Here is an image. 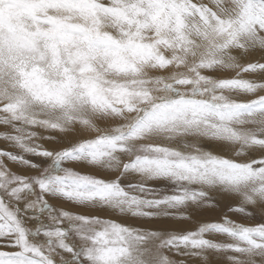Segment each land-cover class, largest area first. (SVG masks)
Segmentation results:
<instances>
[{
  "label": "snow or ice",
  "instance_id": "1",
  "mask_svg": "<svg viewBox=\"0 0 264 264\" xmlns=\"http://www.w3.org/2000/svg\"><path fill=\"white\" fill-rule=\"evenodd\" d=\"M257 50L264 52V0H0V125L12 129L0 138L50 161L22 176L0 160V240L16 249L0 250V264H176L168 253L201 264L233 253L230 264H264V223L225 217L185 234L127 223L171 210L187 219L185 212L213 206V193L239 198L235 211H264V94L256 95L264 83L213 75L264 73V62L241 64ZM34 128L74 139L44 149L32 144ZM257 150L260 158H232ZM0 157L40 167L17 153L0 150ZM128 175L140 180L125 185ZM149 180L170 183L173 194L137 195L150 191ZM49 198L84 214L57 212ZM212 233L231 242L205 238Z\"/></svg>",
  "mask_w": 264,
  "mask_h": 264
},
{
  "label": "rangeland",
  "instance_id": "2",
  "mask_svg": "<svg viewBox=\"0 0 264 264\" xmlns=\"http://www.w3.org/2000/svg\"><path fill=\"white\" fill-rule=\"evenodd\" d=\"M194 2H198V0H194ZM203 2L207 3L208 0H203ZM255 62H264V52L257 50L254 53H252L251 55L245 56L241 60L242 65H247L248 63H255ZM174 71H177V69L173 68V69H170V70L165 71V72L160 73V74L170 75L171 72H174ZM181 71H182V69H181ZM237 72H238V69H234V70L218 72V73H215L213 75H217L220 78H239V77H237ZM156 74H159V73H156ZM240 78L252 80V81L255 80L254 82H257V83H264V73H242L240 75ZM261 94H264V90L258 91V93L256 95H261ZM238 96L241 97V98H239V100H242V101H247V100L255 98V95H238ZM242 96H243V98H242ZM0 115H3V114L0 113ZM6 129H7L6 126L0 125V136H2L3 133H11V131L7 132ZM94 135H96V134H92L91 136H94ZM54 142L57 145L60 144L59 141H53V144H55ZM66 145H64V146H66ZM64 146H62V147H64ZM16 149H17L16 146H14L10 141L3 139V138H0V150L13 153L14 150H16ZM205 149H208V148H205ZM43 158H44V160H47V162H45L46 164H41L37 161L33 162V163L40 166L38 169L37 168H31L29 166H26V165H23V164H20L17 162H13V161L9 160L7 157H0V160H2L4 165L15 174L22 175V176H32V175H38L41 171H43V169L45 167H47V164L50 163V161H48L47 158H45V157H43ZM28 160H30V159H28ZM81 169H84V168H78L77 170L84 172V173H87V174H92L89 170L95 171L94 169H91V168H86L88 170L87 172L83 171ZM146 186L148 188H150L149 185H146ZM162 192H161V194H163V195H164V193H165V195H170V194H173L174 188L170 186L166 190L163 189ZM160 198H162V197H160ZM233 198L238 199L237 202L241 203L239 198H237V197H233ZM27 199L32 200V199H34V197L29 196V197H27ZM48 202L50 204H52L57 209V212L60 211V208L56 207L52 201L50 202V200H48ZM23 203H24V201L20 202L21 207H22L21 204H23ZM235 208L236 207H229V208H225L226 210H224V209L219 210V207L216 206L215 203H213V206H211V207H204L201 209H197L195 211L185 212L184 215H186L188 217L187 218L188 220L187 219H181V218H179V216L174 217V215L169 216V217L163 216V218H165V220L167 219L166 223H165V221L163 222L164 219H162V217H161L158 219V222L161 220L163 225H160V227L157 226L156 228L150 227V228H148V230H156V231H160V232H164V233H170V234H185L189 231L197 230L198 227L203 223H212V222L219 223V222H222L225 217H227L228 219H230L231 221H233L235 223L244 224L245 226H256L258 224L264 223V211H261L259 208L255 209V210L247 209L248 212L252 213L251 215L233 210ZM72 209L73 208L68 207L66 210L67 211L70 210V212H73V213H79L78 209H73L74 211ZM152 210L156 211V209H152ZM98 213H100V212H98ZM98 213L95 212L96 215H98ZM103 213L106 214V212H101V214H103ZM190 213H191V215H190ZM91 214H94V212H92ZM108 214H107V217L110 218L111 216H109ZM21 215L25 219V226L26 227H28V224L31 225L33 223H36L33 219L30 218L29 213H25L23 211V208L21 211ZM180 215H181V213H180ZM105 217H106V215H105ZM42 218H43L45 223H51L52 222L49 219L47 214H45ZM45 220H47V222ZM184 220L186 222H188V223L190 222V223L188 225H184L182 223ZM67 222L68 221H64L65 226L68 225ZM169 222H170V224H169ZM173 222H175V223H173ZM134 224L136 225L135 227L139 228V226H137V223H134ZM35 226L38 227V224L36 223L34 225V227H28V228L35 230V228H36ZM133 227H134V225H133ZM144 230H147V229L145 228ZM205 238L213 239L215 242H218V243L231 242L230 238L227 237L226 235H223V234H215V233L205 234ZM36 239L42 242L45 239V237L41 234ZM70 240H71V237H70ZM0 250L15 251L16 249L6 247L5 241L0 240ZM61 254L63 256L65 254L64 257H68L67 256L68 253L62 252ZM168 255L170 256L171 259L176 261V264H201V260L199 258L186 257V256H182V255H177L175 253H168ZM229 255H234V254L233 253L212 254L209 256L210 264H230V262L228 260ZM56 259H59V257H56ZM68 259H70V256Z\"/></svg>",
  "mask_w": 264,
  "mask_h": 264
},
{
  "label": "bare ground",
  "instance_id": "3",
  "mask_svg": "<svg viewBox=\"0 0 264 264\" xmlns=\"http://www.w3.org/2000/svg\"><path fill=\"white\" fill-rule=\"evenodd\" d=\"M233 98L239 99L241 97L240 96H233ZM242 98H243V96H242ZM97 123H98V126L102 130H104L107 127L106 124L104 122H102V121H98ZM112 126H115V125H112ZM6 127H7V129H6L7 132L8 131H11L12 132V129L10 127H8V126H6ZM32 130L33 131H36L39 134V138H34L33 141H32V144L33 145H39L42 148L48 149V150H53V149L59 150L60 148H62V146L66 145L68 143V140L69 139H74V137H70V136H68V135H66L64 133L54 132V131H47V130H45L43 128H34ZM92 134H95V133H85L84 135L85 136H88V135H92ZM49 137H52L53 139H49ZM53 141H59L60 144L57 145L55 142H54L55 144H53ZM16 148L17 149L14 150L13 153H17L19 155H22L26 159H30L31 161L33 160L32 162L37 161V162H39L41 164H46L45 162H47V160H44V158L42 156L31 155L29 153L23 152L18 147H16ZM204 148H208V149H211V150L216 151V152H219L220 151V149L217 147V145H215L214 143H211V142H207V141L204 142ZM228 155L232 156V154H230V153ZM261 155H262V153L257 150V151H251L248 156H244V157H235V156H232V158H235V159L239 160L240 162H247L248 160H250V159H252L254 157L255 158H260ZM81 170L86 171V172L88 171L86 168L81 169ZM89 171L92 174H94V175L96 174V176L98 178H104V179H113V178H115L114 175L109 174V173H106V172H104L102 170H95V171L89 170ZM123 180H124V184L127 185L128 183H136V182H138L140 180V178L138 176H136V175H128V176H125L123 178ZM145 183H146V185H149L150 186V188H149L150 191H148L146 193H136V194L137 195H141V196H143L144 198H147V199H153V198L163 197L165 195V193H164V195L161 194L162 190L163 189L166 190L170 186L173 187L170 183L165 182V181H151V180H149V181H146ZM213 198H214V203H215L216 206L219 207V210H222V209L226 210L225 208H229V207H236L237 208V207L241 206V203H242V202L241 203H238L237 202L238 199L233 198V196H231L229 194H216V193H213ZM49 200L52 201L56 207L60 208V210H66L68 207H70V208H73V209H78L79 210V213L84 214L83 213V210L81 208H79L77 206H73L72 204H70L67 201H61V200L55 199V198H49ZM21 205H23V204H21ZM244 207L246 209H249V210L258 209V208H254L251 205H244ZM150 211H153V210L151 209ZM171 211L174 212V217H176V216H179L180 217V212L179 211H176V210H171ZM190 211L191 210H189L187 212H190ZM94 214H95V212H94ZM107 214L108 213H106V214L105 213L101 214V212L98 213V215H100L102 217H105V215L107 217ZM190 215H191V213H190ZM161 217H162V219H164L163 222L165 221V223H166L167 222V219L165 220V218H163V216L155 217V218H152V219H145V220H141V221L129 219L127 221V223L131 227H133V225L135 227L136 225L134 223H137V226H139V228H142V229H145L146 228L148 230V228H150V227L151 228L152 227H155L156 228L157 226L160 227V225H163V223L161 222V220L158 222V219L161 218ZM110 218L119 219L118 216H111ZM45 221L47 222V220H45ZM173 223H175V222H173ZM182 223L184 225H188L190 222L188 223V222H186L184 220ZM35 224L36 223H33L31 225L28 224V227H34ZM169 224H170V222H169ZM35 227H37V226H35ZM74 239L75 238H73V237L71 238V240H74ZM64 256H65V254H64ZM67 256L68 257H65L66 259L69 258L70 254H68Z\"/></svg>",
  "mask_w": 264,
  "mask_h": 264
},
{
  "label": "crops",
  "instance_id": "4",
  "mask_svg": "<svg viewBox=\"0 0 264 264\" xmlns=\"http://www.w3.org/2000/svg\"><path fill=\"white\" fill-rule=\"evenodd\" d=\"M51 202V201H50ZM72 238V237H71Z\"/></svg>",
  "mask_w": 264,
  "mask_h": 264
}]
</instances>
